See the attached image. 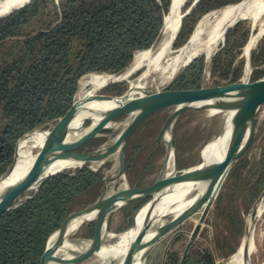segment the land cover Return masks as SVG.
Listing matches in <instances>:
<instances>
[{
    "label": "trees",
    "instance_id": "16d2710c",
    "mask_svg": "<svg viewBox=\"0 0 264 264\" xmlns=\"http://www.w3.org/2000/svg\"><path fill=\"white\" fill-rule=\"evenodd\" d=\"M215 2L201 0L184 18L176 47L191 34L194 13L204 6L203 12L216 9ZM171 4L172 0H31L0 18V177L14 163L24 136L71 114L84 76L120 73L137 52L153 46ZM230 33L231 29L225 36ZM236 68L238 79L243 62ZM204 69V58L193 61L171 90L201 89ZM131 163L129 158L127 168ZM261 165L264 170V156ZM101 181L103 175L88 167L72 176L59 174L1 215L0 264H41L50 236L63 225L76 199ZM183 264L208 262L190 253Z\"/></svg>",
    "mask_w": 264,
    "mask_h": 264
},
{
    "label": "rangeland",
    "instance_id": "374dc122",
    "mask_svg": "<svg viewBox=\"0 0 264 264\" xmlns=\"http://www.w3.org/2000/svg\"><path fill=\"white\" fill-rule=\"evenodd\" d=\"M191 1H188L182 7V13H185L190 8L193 3ZM230 1L234 0H218L217 4L216 2L214 3V5H219L216 9L203 12L207 7L204 6L194 13L192 21L195 19L196 23L187 40H182L184 42L178 47L175 46L176 42L174 41L161 64L157 66L156 71L150 76L147 86L151 91L161 92L167 88L171 89L177 78L184 73L193 61L200 58L205 59V69L201 79V87L205 89L229 90L244 83H253L264 78V34L254 50H252L249 60L244 55L245 46L251 36L257 34L261 29L260 26L264 25L263 13L256 21V25H254L255 22L252 19L237 20L230 27V36H224L210 58L205 53H199L192 62L183 65L171 79L164 80L165 74L163 69L172 58L181 54L183 48L188 47L193 36L197 38L194 44H200L205 39L206 33L214 25L213 20H211V23H205L204 27L197 31L200 22H203L213 11L217 12V10H222L225 7L239 5L243 1L247 2V0H236L235 3H230ZM48 2L50 4V0ZM55 2L58 3L59 0H55ZM48 9V13L51 14V8L48 7ZM221 51L220 60L214 65L213 60ZM238 62H243L244 71L237 79L238 70L236 65H239ZM247 65L251 68V74L244 81ZM142 72L143 70H140L130 80L137 78ZM160 78L162 79L159 81ZM130 80L128 82L122 81L110 84L106 87L112 86L108 91H105V88L99 93L122 96L128 91ZM170 85L171 87H169ZM75 101H77L76 97ZM173 110L174 107H171L152 116L133 135L126 151V163L129 158L132 160L130 169L127 168L126 164L127 176L132 186L137 185L139 188L144 189L151 186L159 177L167 155V146L165 142L158 141L159 135L164 122ZM126 117L127 115H119L114 117L112 121L118 123ZM225 120L224 116H212L204 109H193L180 117L174 128L177 166L179 170L177 178L181 177L185 169L198 166L202 163L223 131ZM65 124L66 120H59L49 124L47 129L38 130L42 132H59L65 129ZM93 124L94 122L91 121L87 123V126L90 127ZM119 132L120 130L101 131L84 142L74 143L72 147H69L68 151L79 153L98 148L105 144V142L112 140ZM40 149H34L33 153L36 154ZM263 156L264 105L257 112L256 129L251 141L244 148L237 162L229 170L197 237L185 256V260L192 253V255L204 256L208 264H228L230 258L239 248L243 237L246 236L252 213L257 207L256 203L264 193V170L261 165ZM110 167L111 164L107 163L98 171L103 175V179ZM104 188L105 183L101 181L91 191L77 198L66 218L70 221L74 220L97 200ZM30 194L32 195L33 192L27 195ZM115 197L118 198L119 195ZM152 197L149 196L125 206L110 218L108 231L109 234L115 236L107 241L108 245L116 243L117 236L132 229L137 215L141 213V209ZM202 211L203 209L193 214L186 221L172 229L170 233L163 236L149 251L145 264H181L185 251L192 239V234L200 221ZM96 222V218L90 220L73 235L81 239L93 238L96 234ZM256 228L258 233H264V212L257 220ZM263 242L264 234L260 252L258 255L256 254L251 257L250 264L264 263ZM76 253L78 255L80 250H77ZM72 262L80 264L86 262V260L83 258L79 260L75 257ZM85 264L99 263L96 259H93Z\"/></svg>",
    "mask_w": 264,
    "mask_h": 264
},
{
    "label": "water",
    "instance_id": "95a60500",
    "mask_svg": "<svg viewBox=\"0 0 264 264\" xmlns=\"http://www.w3.org/2000/svg\"><path fill=\"white\" fill-rule=\"evenodd\" d=\"M30 1L31 0H29L27 4ZM200 1L201 0H194L190 8L181 16L180 25L174 37V41L181 30L184 18L193 11ZM186 3L187 1L184 3V5ZM27 4L11 10L8 14L0 18H3L16 10L23 8ZM228 30L229 28L226 29L225 33ZM164 31L165 23L161 34L153 46L158 42ZM139 71L140 70H137L135 73L131 74L125 79H119V75H121L120 73L123 71L117 74H111L114 79L100 87L95 94L88 95L80 101H75L71 114L64 119H61L62 121L66 120V127L63 131H59L57 133L64 132V136L57 141L51 142L45 147L41 148L35 154L34 160L29 170L18 181L10 185L2 186L1 184L11 175L15 168L20 141L32 133L24 136L17 145L14 163L11 165L8 171L0 177V191L3 189L9 190L5 199L0 203L1 216L4 213L15 209L23 201L31 198L32 195L36 194L40 187L49 178L55 177L59 174H68L72 176L85 167H88L93 171H98L92 167V164H103L108 158L114 154H118L120 175L123 177L127 189L125 195H119L118 198H116L115 195L108 200L105 199V190L108 180V175H106L103 179L105 188L97 200H95V202H93L74 220L70 221L68 218H66L60 229L50 236L46 249L41 258V264H50L53 252L64 244H70L77 250L84 247L97 248L98 250L103 249L104 246L108 245V225L110 218L123 207L149 196H153L152 199L141 209L143 210L147 208L146 217L142 222L138 232L136 233L133 241L131 242L127 255L121 264H134L135 260L139 256H142L145 262L151 248L162 238L167 230L176 228L193 214L203 209L200 221L197 224L192 234V239L190 240L185 251L183 260L181 262V264H183L185 261V256L197 237L229 170L237 162L244 148L251 141L256 129L257 112L264 105V78L253 83H244L229 90H210L205 88L171 90L167 88L161 92H153L147 85H144L142 87H130L128 91L122 96H110L99 93L110 84L130 80V78ZM171 85L169 87H171ZM104 106L113 110L112 113H103L105 116H107L106 119L112 120L114 117L119 115H127V117L123 121L116 123L114 126L102 124L101 127L96 129L94 133L86 132L87 123L91 121H93L94 124L90 127L92 129L97 128V123L93 117ZM171 107H174V110L164 122L158 140L159 142H164L165 136L167 134L169 135V139L166 144L167 155L165 157L161 173L157 180L147 188L141 189L137 185L132 186L126 171L127 147L136 131L149 118ZM208 108L235 110L234 115L231 117L229 122L225 124L223 131L218 137L221 140L228 130H233L232 139L228 146L226 155L217 165V167L207 175V177H205V171L209 162L204 159L202 163L197 166V170L190 182L191 186L189 185L190 187H188L185 191L186 197H197L195 204L177 219H175V221L160 227L153 239L150 241H145L147 235L146 221L150 212L165 196L173 192L172 189H167L164 186L166 171L168 168L169 153H173L174 180L179 182L184 178L182 175L180 178H177L179 170L177 166V154L174 136L176 122L187 111L193 109L205 110ZM79 119L81 120V124L77 126L76 122ZM110 130H120L116 140L110 145L106 146L103 144L98 148L79 153L68 151L69 147H72L74 143L84 142L88 138L96 136L101 131ZM57 162H67L70 165L54 173H48V169ZM45 168L46 171H43ZM197 184H203L202 186H205V189L200 192L201 187L196 186ZM31 192H33L32 195H27ZM263 197L264 193L258 199L256 206L260 200L263 199ZM94 218L97 219V222L96 234L93 238L81 239L72 235L74 230L77 232L82 227V225ZM76 225H79L77 229L75 228ZM134 227L135 224L132 228ZM73 228L75 229L73 230ZM58 233H62L64 236L57 238ZM74 252V256H76V258L79 260L84 258V256H81V253L77 255V251Z\"/></svg>",
    "mask_w": 264,
    "mask_h": 264
},
{
    "label": "bare ground",
    "instance_id": "6f19581e",
    "mask_svg": "<svg viewBox=\"0 0 264 264\" xmlns=\"http://www.w3.org/2000/svg\"><path fill=\"white\" fill-rule=\"evenodd\" d=\"M28 1L29 0H0V17L8 14L15 8L27 4ZM186 1L188 2L191 0H172L170 12L165 18V31L158 42L150 49L137 52L132 64L126 70H123L122 73H120L121 75H119V79H125L131 74L135 73L137 70H143V72L137 78L130 80L131 88L147 85L150 76L156 71L157 66L161 64V61L167 55L171 44H173L176 32L179 28L180 19L183 15L182 6ZM191 2H194V0H192ZM263 13L264 0H247V2L243 1V3L239 5L228 6L223 8L222 10H217V12L213 11L206 18L204 17L205 20H203V22H200L197 31L204 27L205 23H211V20H213L214 23L213 27L206 33L205 39L201 41L200 44H194L197 38L196 36H193L188 47L183 48L181 54H178L172 58V60L163 69V72L165 74L164 80L171 79L183 65H187L192 62V60H194L199 53H205L210 58L216 51L220 42L223 40L226 34V29H230V27H232L237 20L245 18L252 19L255 22L254 25H256V21L260 18V16H262ZM260 28L261 29L257 34H253L251 36L250 40L245 46L244 55L248 60L252 50H254L257 43L264 34V25H261ZM250 74L251 68L249 65H247L245 68L246 78H244V81L250 77ZM113 79L114 77L111 76V74L92 73L84 76L80 80L79 92L76 95V100L80 101L88 95L95 94L100 87H102L104 84L109 83ZM130 79H132V77ZM161 79L162 78H160L159 81ZM205 110L212 116H224L226 119L225 124L229 122V120L235 113V110H222L215 108H208ZM112 111L113 110L108 107H102L101 110H99V112H97V114H95V116L93 117V119L97 123V128L92 129L91 127L87 126L86 132L94 133L96 129H99L101 127L102 124L107 126L116 125V123L112 120L106 119L107 116L103 114L112 113ZM80 124L81 120L79 119L77 120L76 125L78 126ZM63 133H48L38 130L23 138L18 146L15 168L11 175L7 179H5L1 185L5 186L13 184L22 176H24L31 167L34 160V149L43 148L49 143L57 141L64 136ZM232 133L233 130L230 129L221 140L218 138L206 155L205 160H207L209 164L205 171V177H207V175L211 173L225 157L228 146L232 139ZM117 136H115L112 140L105 142V145H110L116 140ZM168 139L169 135L167 134L164 139L165 144H167ZM168 160V168L166 171L164 186L167 189H172L173 192L165 196L150 212L146 221L147 235L145 241H150L151 239H153L160 227L168 225L169 223L175 221V219H177L180 215H182L185 211L192 207L197 199V197L185 196V191L188 187L191 186L190 182L197 170V166L185 169L182 172V176H184V178L179 182H176L174 180L173 153H169ZM107 163H110L111 167L106 171V175H108L107 187L105 190L106 200L114 197L115 195L123 196L127 191L125 181L120 175L118 154H114L103 164L94 163L92 164V167L99 171ZM68 165L70 164L67 162H57L48 169V173H54L60 169L68 167ZM43 171H46V168L43 169ZM202 185L203 184L196 185L201 187L200 192L205 189V186ZM8 191V189H3L0 191V203L5 199ZM146 210L147 208L143 209L138 215L137 220L134 223V228L119 235L116 238V243L106 245L101 250H98L97 248L87 247L79 249L81 256H84L83 259H85L86 262H90L91 260L96 259L99 264H121L127 255L131 242L133 241L136 233L138 232L139 228L142 225V222L146 217ZM263 212L264 197L260 200L252 215V218L248 225V232L246 236L243 237L239 248L230 258L228 264H250L251 257L256 254L258 255L262 246L264 233H258L256 222L263 214ZM78 226L79 225H76L75 228L77 229ZM75 228H73V230ZM171 230L172 229L167 230L163 236L170 233ZM75 232L76 231L74 230L73 234ZM62 236H64V234L58 233L57 238H60ZM114 236L115 235L109 234V239L113 238ZM74 251H77V249L73 248V246H71L70 244L62 245L53 252L50 264H76L75 262H72L76 257L74 256ZM86 262L80 264H85ZM134 264H145L142 256H139L135 260Z\"/></svg>",
    "mask_w": 264,
    "mask_h": 264
}]
</instances>
